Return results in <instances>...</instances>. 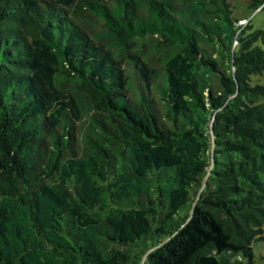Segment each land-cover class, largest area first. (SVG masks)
I'll return each mask as SVG.
<instances>
[{
	"label": "trees",
	"instance_id": "obj_1",
	"mask_svg": "<svg viewBox=\"0 0 264 264\" xmlns=\"http://www.w3.org/2000/svg\"><path fill=\"white\" fill-rule=\"evenodd\" d=\"M240 20L0 0V264H264V31Z\"/></svg>",
	"mask_w": 264,
	"mask_h": 264
},
{
	"label": "rangeland",
	"instance_id": "obj_2",
	"mask_svg": "<svg viewBox=\"0 0 264 264\" xmlns=\"http://www.w3.org/2000/svg\"><path fill=\"white\" fill-rule=\"evenodd\" d=\"M232 11H233V17L236 20H240L238 24L242 25L243 27H246L247 25L250 24L251 29L250 31H255V30H263L264 31V9L262 10H253L248 7L247 3L248 0H229ZM88 26L91 29V32H94L97 34L100 30H102L101 23L95 21V18L92 17L91 21H88ZM146 43V51L148 56L153 62V65L156 68H161L163 65V59L164 55L163 52L158 50L155 47V42H144ZM259 44L264 46V36L263 39L259 40ZM74 91V89H73ZM158 107L161 108V104H158ZM77 133H79V129L76 130ZM263 246H259V249L262 251ZM259 264V263H257Z\"/></svg>",
	"mask_w": 264,
	"mask_h": 264
}]
</instances>
